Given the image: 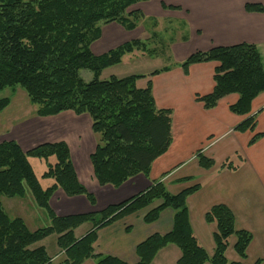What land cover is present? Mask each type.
<instances>
[{"label": "trees", "instance_id": "trees-1", "mask_svg": "<svg viewBox=\"0 0 264 264\" xmlns=\"http://www.w3.org/2000/svg\"><path fill=\"white\" fill-rule=\"evenodd\" d=\"M147 0H0V93L7 88L22 87L38 117L57 116L71 111L87 115L97 139L95 152L90 156L99 185L121 187L130 179L148 177L153 163L164 155L172 143V111L159 109L153 96L152 81L139 88L143 75L101 80L107 68L120 64L126 55L141 51L155 54L166 49L155 31V19H146L139 10L129 9ZM174 8V7H171ZM176 9V8H174ZM248 12L264 13V6L246 5ZM153 29L149 41L133 40L102 55L95 56L92 44L101 36V25L118 23L128 31L143 21ZM160 44L152 48L151 44ZM216 62L215 88L212 93L197 96L205 109L215 108L231 94L239 95L230 107L232 113L248 116L253 101L264 92V62L257 46L239 44L196 52L181 67L187 73L191 65ZM165 67L149 77L170 70ZM92 72L86 82L81 71ZM11 104L10 98H0V113ZM257 121L248 117L234 130L255 132ZM264 133L255 134L249 142L256 144ZM29 158L47 162L42 179L53 184L44 188L35 174ZM55 158V163L49 160ZM237 161L242 162L240 156ZM201 168L211 170L215 161L201 151L197 153ZM239 164L229 159L221 169L237 170ZM187 181L191 178L186 179ZM198 184L179 194H171L162 181H155L144 192L100 212L58 216L50 206L56 191L62 190L73 198L84 196L92 206L96 198L80 182L65 142L39 145L27 152L16 141L0 143V264H128L113 256L96 254L94 244L98 231L124 218L144 212L146 224L157 222L166 210L173 212V228L165 234H154L137 246V264H152L157 254L169 245L177 246L181 256L177 264H243L231 262L226 253L231 239L236 238L235 252L242 260L253 240L252 233L237 230L236 217L225 204L213 206L205 216L213 229V256L194 235L187 200L201 189ZM29 188L51 225L30 231L24 219L11 218L3 208L2 197H23ZM86 223L92 228L78 239L75 231ZM130 227L127 228V231ZM56 234L58 247L65 260L54 263L45 247L33 246ZM256 264H264L260 259Z\"/></svg>", "mask_w": 264, "mask_h": 264}, {"label": "crops", "instance_id": "crops-1", "mask_svg": "<svg viewBox=\"0 0 264 264\" xmlns=\"http://www.w3.org/2000/svg\"><path fill=\"white\" fill-rule=\"evenodd\" d=\"M248 4L264 6V0H147L133 6V10L141 11L146 19H155L157 28L164 23L179 27L178 39L174 38L167 47L175 56L173 63L164 66L171 67L170 70L153 77L149 75L158 69L148 74H138L145 76L137 81V85L144 82L142 88L147 86L149 80L152 81L157 108L173 113L171 146L153 163L148 177L138 175L119 188L99 185L90 161L97 147V139L95 142L92 122L87 115L78 116L71 111L51 117L36 115L35 120H25L9 130L8 136L0 137V143L16 141L25 152L47 143L68 144L78 178L95 196L96 205L92 206L84 196L70 198L58 190L50 200V206L58 216L100 212L144 192L155 181H162L169 193L174 195L201 184V189L189 197L187 204L194 235L202 247L213 256V229L205 216L213 206L225 204L235 214L237 230H246L253 235L247 259L242 260L235 252L234 237L226 253L227 259L243 264H256L258 260H264V137L256 144L249 145L255 134L264 133V92L253 101L248 116L231 112L230 107L239 100L237 94L225 97L215 108L207 110L197 96L213 92L215 70L219 64H194L187 73L180 65L196 52L239 44L257 46L264 62V13L248 12ZM152 31L146 20L132 31L118 23L102 24L101 36L92 44L91 51L95 56H102L133 40L149 41ZM154 45L152 48L160 44ZM139 54L145 56V53L136 51L126 55L123 61ZM250 116L257 121L255 132L234 130ZM199 151L215 161L211 170L200 167L197 160ZM237 155L242 162L237 161ZM229 159L239 164L237 170L221 169ZM188 178L191 180L187 181ZM47 180L50 179H44L45 182ZM52 184L53 180L48 182L46 188ZM143 216L144 212L131 215L100 229L94 244L95 253L137 264V246L150 236L165 235L173 228L171 210L164 211L153 224H146ZM180 256V249L169 245L157 254L152 264H177ZM83 264L96 262L90 259Z\"/></svg>", "mask_w": 264, "mask_h": 264}, {"label": "rangeland", "instance_id": "rangeland-1", "mask_svg": "<svg viewBox=\"0 0 264 264\" xmlns=\"http://www.w3.org/2000/svg\"><path fill=\"white\" fill-rule=\"evenodd\" d=\"M131 11H134L133 7L129 9V12ZM178 30L179 27L175 24H162L160 28H157V32L161 34L160 40H163L162 44L166 49L161 50L160 48L153 55L145 53V56L139 54L140 56H130L129 58H125L120 64L104 70L100 77L101 80H108L112 77L124 78L131 75L148 74L152 70H160L159 68H164V66L173 63L175 56L167 50V47L170 43L172 44L174 38L178 39ZM151 45V47H155L154 44ZM81 77L86 82H90L93 79V74L88 70H83L81 71ZM142 83L143 84L139 83L137 86L139 88L144 87V82ZM0 98H10L11 100V104L0 113V137L8 136L10 132L9 130H12L13 127L16 128L17 124H21L25 120L36 119V111L38 107L30 102L26 91L22 87L17 86L7 88L0 93ZM94 141L96 142V137ZM29 160L42 186L46 188L48 182L52 181L50 179L45 182L44 179H42V175L47 169V162L37 158H29ZM55 161V158L49 160L50 163H55ZM2 205L11 218L20 217L24 219L30 231H36L39 228L51 225L47 212L43 208L37 206L29 188H26V193L23 197L10 198L3 196ZM91 228L92 223L82 225L75 232L76 237L85 235L91 230ZM57 238L58 236L56 234L51 235L35 244L33 248L43 246L53 258L54 263L63 262L65 260V255L58 247Z\"/></svg>", "mask_w": 264, "mask_h": 264}]
</instances>
